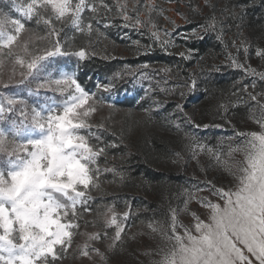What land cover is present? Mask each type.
I'll return each instance as SVG.
<instances>
[{
	"label": "snow or ice",
	"instance_id": "obj_1",
	"mask_svg": "<svg viewBox=\"0 0 264 264\" xmlns=\"http://www.w3.org/2000/svg\"><path fill=\"white\" fill-rule=\"evenodd\" d=\"M204 5L212 9L211 13L205 15L202 9L189 4L194 12L204 16V21L198 22L184 39H201V32H214L227 50L222 17L239 19L236 35L243 38L239 42L232 40L236 55L227 52L226 59L230 67L241 69L245 77L258 76L264 82V71L247 63L252 44L242 31L243 7L225 3L218 17L210 0H204ZM153 12L163 14L154 0H11L10 11L0 9V264H61L77 235L86 238L75 246L78 258L92 261L95 256L101 264H108L110 256L118 250L123 252L126 222L133 215L131 206L122 213L114 203L93 208L98 198L103 199L93 196V191H101L102 173H111L121 182L127 175L123 165L107 166L108 150L120 145L114 141L103 143L98 133L106 131V126L103 122L93 123L105 106L115 109V104L108 100L118 91L117 82L122 77L114 73L106 82H98L96 91L86 90L77 70L80 61L88 58V48L72 49L77 34L87 37L89 46L98 43L104 37L98 25L103 23L108 28L116 18L123 20V27L136 31L154 29L151 38L166 48L174 42L161 39ZM177 15L192 23L178 9ZM171 23L173 31L179 27L175 21ZM171 35L172 31L164 30L165 37ZM93 36L96 41H92ZM260 38L264 39V34ZM241 51L243 63L239 59ZM179 54L191 60L198 53L188 49ZM255 54L264 60V47L257 45ZM73 57L74 70L66 71L59 66L58 58L71 62ZM204 59L202 56L197 60L198 72L194 69L183 83L166 91L175 94L179 88L183 101L204 84L207 96L212 76L220 67L212 64L205 69L201 66ZM128 71L135 76L131 69ZM140 75L146 76L144 72ZM238 83L242 87L232 94L237 102L216 105L217 114L233 128L239 141L234 146L230 143L227 159L225 154L197 140L194 134H184L188 141L185 147L192 159L199 164V155L206 153L227 183L206 178L200 181L204 187L195 185L192 190H184L183 207L170 206L166 220L147 222L149 232L140 235H147L151 241V246L142 253L152 257L150 264H264V91H255V80L247 84L242 78ZM180 101L173 111L182 114L186 124L194 129L223 126L197 123L196 109L186 111V105ZM154 104L156 109L161 107L160 101ZM241 105L246 120L258 130H236L232 124L235 112L229 116V110L239 111ZM143 111L150 123L154 109ZM173 127L181 130L179 123L165 117L162 128L170 131ZM101 158L105 161L103 168ZM182 159V154L175 151L163 157L164 162L172 164ZM193 202L203 210V218L192 210ZM181 215L190 216V222L184 223ZM87 216L93 218L86 219ZM81 222L85 229L91 225L98 230L81 232ZM128 238L135 240L137 234ZM102 242L104 250L96 246Z\"/></svg>",
	"mask_w": 264,
	"mask_h": 264
},
{
	"label": "rangeland",
	"instance_id": "obj_2",
	"mask_svg": "<svg viewBox=\"0 0 264 264\" xmlns=\"http://www.w3.org/2000/svg\"><path fill=\"white\" fill-rule=\"evenodd\" d=\"M5 2L4 5L0 6L5 12L11 10V0H2ZM154 3L158 6L159 9L163 10V14L160 15L157 12H153L152 18L157 23L161 39H170V37L164 36V30L172 31L171 36H176L177 40H186L184 39V35L191 32L193 26H196L197 23H203L204 16L198 15L196 12L192 10V7H198L203 10L205 15L211 13L212 9L210 7H206L204 5V0H154ZM189 4L192 7H189ZM210 4L216 6V13L217 16L220 17V8L224 6V3L221 0H210ZM177 9L184 13L185 16L188 17L192 23H186L185 20L177 15ZM13 14L14 13V10ZM167 17L168 19H165ZM143 18V16H142ZM223 19V26L226 28L228 32L224 33V43L228 44L227 50H225L224 44H222V49H220L218 55L211 57L210 60L207 62L201 63L202 65H206L207 67L216 64L220 67V70L224 69H231V70H238L243 72L241 69L230 67L229 62L226 59L227 52H232L233 55H236V49L231 46L232 40H237L239 42L240 39L243 37H238L236 35L237 28L235 27L238 22L230 20L227 16L222 17ZM116 20V21H115ZM112 21V26L117 28V31L122 30L125 32L121 36V40L130 38L125 40L124 42H117L114 38H103V46L102 49L101 45L98 43L93 44L92 46L87 47L89 55H92L94 52L95 55H101L105 53V55H113V56H129L130 52L128 51V46L131 42V36L134 33V29L123 27V20L116 18ZM119 20V21H117ZM171 21H175L176 25L179 27L175 28L173 31V24ZM240 23V22H239ZM188 26V27H187ZM190 26V27H189ZM230 26V27H229ZM34 27V25H33ZM144 30V34L151 39L150 32L154 29L149 28H142ZM245 36H248L251 40L252 47L249 49V54L247 58V63L251 64L252 67L256 68L258 71H264V60H261L255 54V48L257 45L260 47H264V39H261V35L264 34L263 32L260 33H253L246 29L244 26L242 28ZM143 34V33H142ZM202 36V32L200 33ZM216 37V35H215ZM175 38V39H176ZM174 39V40H175ZM195 39V38H194ZM190 40V39H188ZM216 40V39H215ZM169 45L170 47L174 48L173 51L183 59L179 53L187 52L185 47H177L178 44L176 41ZM139 46V45H136ZM75 50V49H72ZM107 53V54H106ZM220 54V55H219ZM240 62H245V57L243 51L239 54ZM58 63L61 68L66 71H71L75 69L76 65V58L73 57L71 62H68L66 58H58ZM194 69H197L194 67ZM153 68H146L144 70H139L138 85L132 88L131 91L127 90H118L116 93L112 94L108 103H114L115 109H109L107 106L102 108L96 115L95 120L93 123L98 124L103 122L106 126V131L102 133H98L101 135V141L103 143L109 142H116L120 145L119 148H116L117 152L119 153V157H111L108 158L109 160H124L121 159L122 153L125 149L130 148L134 150L136 146L142 145V143H148L151 139H156V141L163 144L160 150L155 149L151 156V165L159 171H166L172 172L178 176H180V181L171 182H157L153 185V187L149 188L147 191L142 192L139 188H134V185L128 186L127 189L131 191V194L136 196L137 200L132 205V212L133 215L129 218L126 222V232L127 236H125L126 243L123 245V252L119 250L115 255L110 256L108 264H150V260L152 257L143 255L142 253L151 246V241L147 235H140L141 233H148L149 229L147 228V222L151 220H158L164 221L167 218L169 207L177 208L183 207V201L186 198V194L184 192L185 189L192 190L193 186L199 185L200 187H204L200 181L207 179H212L214 182L223 181L227 183V178L222 175L221 171L218 170L214 165L215 161L212 160L206 153L200 154L198 157L199 164L197 163L196 159H192L191 152L185 147L188 141L184 138L185 133L194 134L197 140L201 143L212 147L214 150L219 151L225 154V159H227V152L230 143L234 146L239 141L235 137L233 128L229 126L224 120L221 119L220 115L217 114L216 105L218 103H223L225 105L228 104H235L236 96L232 95L236 89H230L229 91H225L220 96H215L214 98L204 96L198 100H190L189 98L192 97V94H189L185 100L180 101L179 91L180 89H176V94H172L171 101L173 104H176L178 101L184 103L186 105L185 110L191 111L194 108L196 109V122L203 123V124H222L223 126L220 128L216 127H209L207 129L200 128L194 129L191 125L186 127L185 129H181L179 132L173 127L170 131L162 128V124L164 123V118L168 117L169 120H175L177 123L180 124L179 119H182V114L178 112H174L175 114H153L152 113V121L149 123L147 122V116L144 113L143 109L150 108V101L144 104L141 103V95L143 92H148L151 94L154 90L152 87L160 86L161 83H155L154 76L150 77V72L152 73ZM199 70V69H197ZM144 72L146 76H141L140 73ZM244 83L251 84L253 80L256 82V92L264 91V82L260 81L259 77H252L248 76L245 77L244 72L242 73ZM180 78H174L173 81L171 80L172 89L181 84ZM101 82V80H97V83ZM150 82V83H146ZM165 81L164 83H167ZM242 87V86H240ZM156 90V89H155ZM251 90V89H250ZM96 91V88L95 90ZM160 93H154L153 95L157 96ZM99 95V94H98ZM107 95V94H105ZM152 95V94H151ZM243 95V94H240ZM135 97L136 103L134 106L127 107L121 106V102L125 101L127 98ZM159 96L155 98L157 101ZM244 100H247V96H243ZM176 106V105H175ZM156 110V106L153 108ZM175 109V107H174ZM233 112H235L234 118H232V124L235 125L236 130L238 131H251V130H258V127L246 120V114L243 105H241L240 110L236 111L235 109L229 110V116H232ZM130 113V114H129ZM181 126V124H180ZM115 134V135H113ZM231 138V140L229 139ZM122 141V142H121ZM127 145V147H125ZM110 150V149H109ZM108 150V153H109ZM121 150V151H120ZM180 152L182 154L183 159L177 163L172 164L170 162H164L163 157L166 155H170L171 152ZM107 153V154H108ZM124 158V157H123ZM239 159V156H237ZM122 163V162H121ZM100 165L103 168L105 166V161L103 158L100 160ZM108 165V164H107ZM212 165V166H210ZM207 173V176L205 175ZM101 191L96 192L93 191V196L102 195L103 192L110 190L114 191V193H121L124 190L119 187L118 184L114 183L107 177L101 175ZM205 195L207 193H204ZM99 200L97 199L95 204H93V208L96 207ZM155 202V204H154ZM192 210L197 211L201 214L203 218V210L200 208L199 205L193 204L191 205ZM116 210L120 213L127 209H121L120 207L116 206ZM86 219H92V216L85 217ZM180 219L184 223H189L191 218L187 215H181ZM98 228H93L89 225L86 229L81 222L80 231H96ZM133 234H137V238L135 240L129 239L128 237L132 236ZM109 235H112V230H109ZM86 238L81 235H77L74 240L73 248L69 250V254L65 260L61 262V264H101L98 257H93V260L90 261L87 257L78 258V253L75 251L76 244H82ZM104 250V243H98L96 245Z\"/></svg>",
	"mask_w": 264,
	"mask_h": 264
},
{
	"label": "trees",
	"instance_id": "obj_3",
	"mask_svg": "<svg viewBox=\"0 0 264 264\" xmlns=\"http://www.w3.org/2000/svg\"><path fill=\"white\" fill-rule=\"evenodd\" d=\"M224 4L228 3L229 6H236L237 8L243 7V26L253 33H260L264 31V0H221ZM5 2L0 0V6L4 5ZM114 15V13H113ZM232 20L230 17H228ZM115 19H113L114 21ZM116 21V20H115ZM119 21V20H117ZM235 22H240L239 19L233 20ZM33 26V25H30ZM100 27L101 32L104 33V37L99 38V45L103 46V38H114L117 42L121 43L127 39L121 40L123 32L122 30L117 31L116 27L110 26L105 28L103 23L98 25ZM188 27V26H187ZM190 27V26H189ZM193 26L190 28L191 30L195 28ZM228 32L226 28H224V33ZM143 33V34H142ZM71 36L72 33L69 32ZM216 33L208 32L207 34L202 33L201 39H190V40H180L176 38V36H171L172 41H176L178 44L177 47H185L186 50L193 49L197 55L194 56L191 60L180 59V57L173 51L174 48L167 46L166 48H162L158 41L151 40L146 33L144 34V30L134 31L132 34V38L130 40V44L128 47V51L130 52L129 56H113V55H89L87 59L80 61V68L77 70V75L82 86L86 88V90H95V85L97 84V80H101L102 82H106L108 77H111L114 73H120L122 79H120L118 83V90H127L131 91L132 88L138 85L136 81L138 79L139 70H144L146 68H138L139 65H148L147 68H153L152 73L150 72V77L154 76L155 83H161L160 86H154L152 89L154 90L151 94L147 91L143 92L141 95V103L144 104L150 101V105L148 107L154 108L155 98L159 96L157 101L161 102V107L159 109L154 110L153 114H175L173 113L174 107L176 104L171 101V97L174 96L169 94L168 91L172 89L171 80L176 78H180L181 83L187 77L188 73L194 70L196 67L197 60L200 57H205L201 63L207 62L211 57L218 55L220 49H222V43L218 41L215 37ZM176 38V39H175ZM175 39V40H174ZM216 39V40H215ZM97 37L93 36L92 41H96ZM134 41H139V46L134 44ZM225 41V39H224ZM95 44V43H94ZM80 46L89 47V41L87 37H80L77 34V39L75 41V47L73 49L77 50ZM92 46V45H91ZM212 53V56H208V53ZM107 54V53H106ZM220 55V54H219ZM107 57V58H105ZM207 65V64H206ZM206 65H202L205 69ZM129 69L135 73V76L129 74ZM162 69H170V71L165 72ZM197 72L199 70L195 69ZM243 72L238 70H229L224 69L216 72L212 76V83L210 85V92L207 95L208 97L214 98L215 96L222 95L225 91H229L230 89H236L237 87L242 86V84L238 83L242 80ZM168 81L167 83H164ZM147 84L150 82H146ZM244 83V80H243ZM171 84V85H170ZM149 85V84H148ZM235 86V87H234ZM204 84L200 85V89L197 92L192 94L190 100H198L201 97L206 96L203 92ZM156 89V90H155ZM164 89L165 91H162ZM154 93H160L159 95H153ZM175 95L176 94L175 92ZM136 103V98L131 97L127 98L125 101L121 102V106L131 107ZM181 124V129H185L190 125L186 124L184 119H179ZM163 147V144L156 141V139H151L148 143H142V145L136 146L134 150L130 148L125 149L122 153V157L124 160H109L107 166L111 167L116 165L118 168L123 165L124 170L127 175L123 182L119 180V178H114L111 173H102L101 175L107 177L114 183L118 184L124 192L114 193V191L107 190L103 192V194L97 197H103V199H99V204H115V206L120 207L121 209H127L128 205L131 206L137 200L136 196L131 194V191L127 189V187L134 185V188H139L142 192L147 191L149 188L153 187V185L157 182H174L180 181V176L166 171L156 170L151 163L152 153L155 149L160 150ZM109 158L111 157H119V153L116 149H110L107 154ZM122 162V163H121ZM155 204V202H154Z\"/></svg>",
	"mask_w": 264,
	"mask_h": 264
}]
</instances>
